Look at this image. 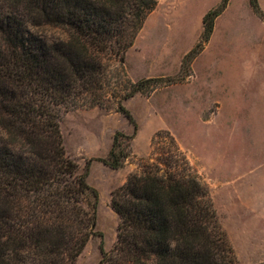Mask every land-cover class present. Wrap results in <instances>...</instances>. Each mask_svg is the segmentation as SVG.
I'll return each mask as SVG.
<instances>
[{
	"label": "trees",
	"instance_id": "1",
	"mask_svg": "<svg viewBox=\"0 0 264 264\" xmlns=\"http://www.w3.org/2000/svg\"><path fill=\"white\" fill-rule=\"evenodd\" d=\"M230 0L203 17L195 59ZM253 11L264 14L258 0ZM157 0H0V264H75L96 235L99 195L68 157L61 109L107 108L162 79L132 82L122 65ZM57 31L59 34H49ZM118 72V73H117ZM118 74V76H117ZM117 133L105 165L123 167ZM117 240L99 264H239L208 186L177 140L160 131L112 192Z\"/></svg>",
	"mask_w": 264,
	"mask_h": 264
},
{
	"label": "rangeland",
	"instance_id": "2",
	"mask_svg": "<svg viewBox=\"0 0 264 264\" xmlns=\"http://www.w3.org/2000/svg\"><path fill=\"white\" fill-rule=\"evenodd\" d=\"M221 1L157 0L125 62L113 64V73L123 67L132 82L162 79L123 102L137 131L114 104L61 109L65 150L79 173L96 159L87 181L99 195L98 235L75 264H99L113 248L119 217L112 192L137 169V158L150 154L160 131L177 140L208 186L238 263L264 264V15L250 0H230L201 53L186 58L201 39L203 17ZM258 1L264 14V0ZM117 133L133 137L132 154L112 169L99 160Z\"/></svg>",
	"mask_w": 264,
	"mask_h": 264
}]
</instances>
